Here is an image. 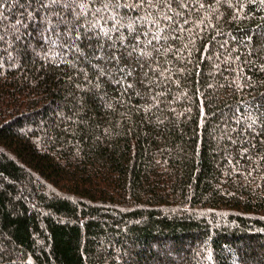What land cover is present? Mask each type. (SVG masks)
<instances>
[{
  "label": "trees",
  "instance_id": "16d2710c",
  "mask_svg": "<svg viewBox=\"0 0 264 264\" xmlns=\"http://www.w3.org/2000/svg\"><path fill=\"white\" fill-rule=\"evenodd\" d=\"M119 3L0 0V264H264V0Z\"/></svg>",
  "mask_w": 264,
  "mask_h": 264
},
{
  "label": "snow or ice",
  "instance_id": "6c2138e0",
  "mask_svg": "<svg viewBox=\"0 0 264 264\" xmlns=\"http://www.w3.org/2000/svg\"><path fill=\"white\" fill-rule=\"evenodd\" d=\"M144 0H141V3H143ZM153 0H148V3H152ZM49 4H57V3H63L65 7H67L69 4H79L81 7V11L85 16V20L83 24H74L72 28L69 29V31H75V38L79 39L81 36H83L85 39H88V33H92L98 40L101 38H105L108 40H112V44L109 45L110 48H114L116 41L120 40L122 41L124 39V34L122 32V29L124 27H127L130 32L134 31V25L136 23L135 20L129 18V22L127 24L123 23L124 17L120 16L118 13H116V8L121 7L122 5L119 3V0H48ZM88 3H99L101 7L95 8V9H86V5ZM91 11L93 14V20L88 21L87 15L88 12ZM111 12V15H105L106 13ZM79 15L75 17L76 20H79ZM112 22V27L107 28L108 22ZM19 23V22H18ZM81 28H83V32H81ZM120 33V35L113 40L112 33ZM2 39V37H0ZM152 41L149 40L148 44H151ZM121 47L127 49V55L131 56L137 48V44H132L130 47L128 45L121 44ZM147 45H145V48ZM100 52L101 55L97 57L98 59H102L103 57V45H100ZM140 54L145 55L146 52L144 48L140 49ZM95 55V53H94ZM109 59L119 60L121 57L116 56L114 53L108 57Z\"/></svg>",
  "mask_w": 264,
  "mask_h": 264
}]
</instances>
